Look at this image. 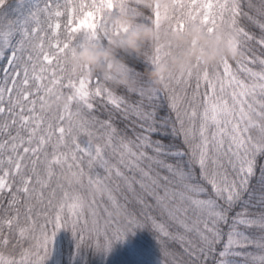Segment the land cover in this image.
<instances>
[{
    "label": "snow or ice",
    "instance_id": "obj_1",
    "mask_svg": "<svg viewBox=\"0 0 264 264\" xmlns=\"http://www.w3.org/2000/svg\"><path fill=\"white\" fill-rule=\"evenodd\" d=\"M8 3L0 0V264H44L62 229L77 249L107 253L145 227L162 264H264V0L123 6L173 30L199 22L238 38L235 60L170 76L147 95L65 76L81 37L105 38L114 0H21L17 18ZM160 57L159 48L146 54ZM65 95L55 116L41 112Z\"/></svg>",
    "mask_w": 264,
    "mask_h": 264
},
{
    "label": "clouds",
    "instance_id": "obj_2",
    "mask_svg": "<svg viewBox=\"0 0 264 264\" xmlns=\"http://www.w3.org/2000/svg\"><path fill=\"white\" fill-rule=\"evenodd\" d=\"M170 3L171 0H114V10L108 11L105 6L101 28L105 38L81 37L65 56V76L78 79L90 75L98 77L113 92L142 88L147 95L159 91L170 76L182 79L197 67L214 69L224 59L238 58V38L225 27L217 26L209 32L199 22H186L182 30H173L172 25L145 23L138 13L123 7L137 5L149 12L164 10ZM157 48L161 51L160 59L146 60V54H155ZM127 60L144 63L145 70H135ZM67 103L66 95L48 97L41 112L55 116ZM89 195L99 193L85 194V200Z\"/></svg>",
    "mask_w": 264,
    "mask_h": 264
},
{
    "label": "trees",
    "instance_id": "obj_3",
    "mask_svg": "<svg viewBox=\"0 0 264 264\" xmlns=\"http://www.w3.org/2000/svg\"><path fill=\"white\" fill-rule=\"evenodd\" d=\"M23 2L30 3L34 0H23ZM86 2L91 3L92 0H86ZM20 3L21 0H9L4 10L5 14L9 18H17L21 11L18 7ZM74 19L76 23L72 27H78L82 15ZM60 22L62 26L59 31H63L66 18L62 17ZM80 30L87 31L88 29ZM254 31L258 34V30L254 29ZM127 63L139 72H143L146 67L144 63L134 60H127ZM3 64L4 61L0 60V66ZM44 264H162V256L154 234L147 227L136 229L133 233L127 234L123 241L113 243L107 253L96 251L91 247L81 246L77 249L72 233L62 229L57 232L51 253Z\"/></svg>",
    "mask_w": 264,
    "mask_h": 264
},
{
    "label": "rangeland",
    "instance_id": "obj_4",
    "mask_svg": "<svg viewBox=\"0 0 264 264\" xmlns=\"http://www.w3.org/2000/svg\"><path fill=\"white\" fill-rule=\"evenodd\" d=\"M61 2H63V0H61ZM84 19V16L82 15V19H81V21Z\"/></svg>",
    "mask_w": 264,
    "mask_h": 264
}]
</instances>
